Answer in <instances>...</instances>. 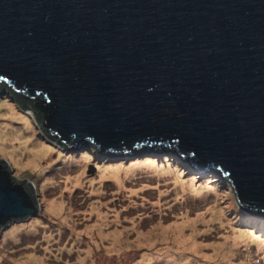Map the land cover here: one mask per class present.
Masks as SVG:
<instances>
[{
  "label": "water",
  "instance_id": "95a60500",
  "mask_svg": "<svg viewBox=\"0 0 264 264\" xmlns=\"http://www.w3.org/2000/svg\"><path fill=\"white\" fill-rule=\"evenodd\" d=\"M1 84L59 146H161L264 213V0H0ZM31 190L0 161V238Z\"/></svg>",
  "mask_w": 264,
  "mask_h": 264
},
{
  "label": "rangeland",
  "instance_id": "374dc122",
  "mask_svg": "<svg viewBox=\"0 0 264 264\" xmlns=\"http://www.w3.org/2000/svg\"><path fill=\"white\" fill-rule=\"evenodd\" d=\"M140 149L62 151L1 88L0 161L38 213L4 230L0 264H264V215L237 206L227 180Z\"/></svg>",
  "mask_w": 264,
  "mask_h": 264
},
{
  "label": "trees",
  "instance_id": "16d2710c",
  "mask_svg": "<svg viewBox=\"0 0 264 264\" xmlns=\"http://www.w3.org/2000/svg\"><path fill=\"white\" fill-rule=\"evenodd\" d=\"M4 86V85H3ZM5 87V86H4ZM5 89H6V91L8 92V94L13 98V99H15L16 101H18V102H20V103H22V104H32L33 102L35 103V102H37L39 99H36V100H34L33 102H31V101H27V100H25L24 98H22L21 96H19V95H17V94H14L13 92H12V90L9 88V87H5ZM47 140L48 141H50V142H52V143H54V144H56L57 145V142H56V139L55 138H52V139H50V138H47ZM59 146V145H58ZM83 146H85V148L86 149H88L89 151L91 150V151H93L94 153H99L98 152V150L95 148V147H93L89 142H87V141H85V142H83ZM59 148H60V150L62 149V151H64V150H67V151H69L70 150V147L69 146H67V145H60L59 146ZM157 150H154V153L155 154H153L152 152H146L147 154H149V155H154V156H159V155H162V154H168V155H170L171 157H177L179 160H181L180 158V156L179 155H177V153L175 152V151H171L170 149H167V148H156ZM141 150V149H140ZM137 151H139V150H137ZM137 151H133V156H136V155H138V154H136V152ZM144 153V152H143ZM100 154V153H99ZM107 156H110L109 158H115V159H121V155H119V156H115V155H109L108 153H105ZM139 154H142V153H139ZM123 158H126V159H131L128 155H124L123 156ZM115 159H112V160H115ZM123 160V159H122ZM186 163V162H185ZM188 166L189 165H191L190 163H186ZM191 167V166H190ZM193 167V166H192ZM194 168V167H193ZM187 171V170H186ZM187 172H189V171H187ZM210 173H212V175H217V176H219V177H221V175L219 174V172L218 171H215V170H211L210 169ZM245 211V210H244ZM246 213H249V211H245ZM259 215H264V214H259Z\"/></svg>",
  "mask_w": 264,
  "mask_h": 264
},
{
  "label": "bare ground",
  "instance_id": "6f19581e",
  "mask_svg": "<svg viewBox=\"0 0 264 264\" xmlns=\"http://www.w3.org/2000/svg\"><path fill=\"white\" fill-rule=\"evenodd\" d=\"M158 147H160V146H157L156 148H158ZM155 150H157V149H155ZM109 155H115V156H119L120 154H114V153H110V152H107ZM104 156H106L107 158H109L110 156H107L106 154H103ZM121 158H123V156L121 157ZM110 159H115V158H110Z\"/></svg>",
  "mask_w": 264,
  "mask_h": 264
},
{
  "label": "flooded vegetation",
  "instance_id": "af4514ba",
  "mask_svg": "<svg viewBox=\"0 0 264 264\" xmlns=\"http://www.w3.org/2000/svg\"><path fill=\"white\" fill-rule=\"evenodd\" d=\"M1 88H3V87H2V84L0 85V89H1Z\"/></svg>",
  "mask_w": 264,
  "mask_h": 264
},
{
  "label": "clouds",
  "instance_id": "9594fccd",
  "mask_svg": "<svg viewBox=\"0 0 264 264\" xmlns=\"http://www.w3.org/2000/svg\"><path fill=\"white\" fill-rule=\"evenodd\" d=\"M261 214H264V213H261Z\"/></svg>",
  "mask_w": 264,
  "mask_h": 264
}]
</instances>
